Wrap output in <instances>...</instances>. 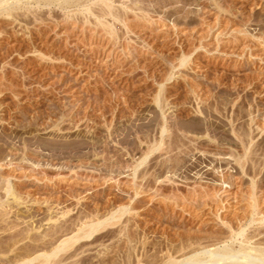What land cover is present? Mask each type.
I'll return each mask as SVG.
<instances>
[{"label":"rangeland","instance_id":"1","mask_svg":"<svg viewBox=\"0 0 264 264\" xmlns=\"http://www.w3.org/2000/svg\"><path fill=\"white\" fill-rule=\"evenodd\" d=\"M111 1L0 13V244L30 233L0 264L98 221L51 264L264 240L246 223L253 186L264 214V0Z\"/></svg>","mask_w":264,"mask_h":264},{"label":"bare ground","instance_id":"2","mask_svg":"<svg viewBox=\"0 0 264 264\" xmlns=\"http://www.w3.org/2000/svg\"><path fill=\"white\" fill-rule=\"evenodd\" d=\"M31 1V0H29ZM40 1V0H39ZM49 1L50 3L52 1H55V0H47ZM38 2V0H37ZM100 2L103 3V6L106 8V10L110 11L114 8V5H113V2L111 0H100ZM20 3V2H18ZM39 3V2H38ZM17 4V0H0V13L2 11V14L3 13H6V12H15L13 10H19V6L17 7L18 9H16L15 5ZM18 5V4H17ZM16 5V6H17ZM116 7V6H115ZM226 10V9H225ZM4 11V12H3ZM113 11V10H112ZM0 14V17L1 15ZM7 14V13H6ZM5 14V15H6ZM112 14V13H111ZM114 17V16H113ZM117 18V17H116ZM104 22V21H103ZM105 25V24H104ZM108 25V24H107ZM103 26V25H102ZM106 27V26H105ZM108 27V26H107ZM158 102V101H157ZM159 103V102H158ZM161 104V103H159ZM158 104V105H159ZM8 185V184H7ZM11 187L9 186V188L6 190L7 193H9L8 196H13V191H12V188L10 189ZM249 194H250V200H251V204H250V207L252 209V212H251V218L248 219V221H246L247 225H253V223L256 221V222H261V224L264 222V214L260 208V205L259 204V201H258V194L256 192V189L255 187L253 186L250 191H249ZM10 196V197H11ZM5 205V204H4ZM0 208H2L0 206ZM6 210V209H5ZM121 211V210H120ZM6 213V212H5ZM119 213V212H118ZM122 213V212H120ZM7 214V213H6ZM117 214L116 215H112V219L116 218ZM256 216H262L261 218H258L256 220ZM5 217V216H4ZM2 216H0L1 219L4 218ZM256 217V218H255ZM9 219V218H7ZM111 220V219H109ZM5 220H3L4 222ZM112 221V220H111ZM110 221V222H111ZM7 222V221H5ZM90 222V221H89ZM108 221H105V222H90V223H86L85 225L83 224L82 227H80L76 232L77 233H74V235H72L71 237H67L66 234L64 236H66V239H61L58 243V245H56V247L51 250V252H44V253H41L39 255H37V253H39L40 251L38 252H34L31 250V248L29 249V247L25 248L26 249V252L25 253H20L18 255V257L20 258L19 261H16L15 263L13 264H51V261L52 259H55L57 258L59 255L61 254H65L67 253L68 251H70L75 245H77L80 241L82 240H85V239H88V238H91L96 232H99L100 229H102L104 227L105 224H107ZM255 222V223H256ZM245 223V224H246ZM7 224V223H5ZM14 224V223H13ZM264 224V223H263ZM4 225V224H3ZM16 225V224H15ZM109 225V224H108ZM106 226V225H105ZM261 226V225H260ZM259 227V226H258ZM14 228V227H13ZM13 228H10L11 231ZM242 228V227H241ZM4 229V228H3ZM9 230V228L7 229ZM6 231V230H5ZM21 231V230H20ZM27 230L23 231V232H19L17 235H13L11 236L13 242L9 243V245H5V246H8V249H10V253H11V248L12 247H16L20 242H23V237H25V239H28L29 240V237L28 235V231H27V234H25ZM31 232V230H29ZM237 232V230H235ZM239 231V230H238ZM232 232L233 234H237L236 232H234L233 228H232ZM70 233V232H69ZM68 233V234H69ZM239 233V232H238ZM242 235L245 233V230H242ZM232 234V236H233ZM46 235V234H45ZM49 235V234H48ZM264 235V232L261 231V233H259V236H262L263 237ZM31 236V235H30ZM44 236V235H43ZM36 237V236H35ZM50 237V236H49ZM22 239V241H20V239ZM33 238V237H32ZM39 238V237H38ZM45 238V237H43ZM5 239V238H4ZM34 239V238H33ZM42 239V238H41ZM40 239V240H41ZM240 239V238H239ZM246 239V238H245ZM243 239L245 242L247 240ZM248 239V238H247ZM9 240V239H8ZM11 240V239H10ZM35 240V239H34ZM39 240V241H40ZM212 240V239H211ZM234 240V236L231 237L230 236V240H226V241H223V240H219L218 242V239L216 240L217 242H215V240L213 239V241H211L212 245L210 246H204L203 244L204 243H207L206 242H202V240H199V241H196L195 242V245L192 243L191 245L187 246V248H185V251L187 250H190L191 251V254L188 256V254L186 255V258L184 257L183 260L179 261V260H175L176 264H264V240H262L263 242H256L255 246L254 247H246L248 246L247 244L244 245L243 243L241 244V247L238 250H236V248H234V245L236 244ZM238 240V239H237ZM254 240V239H252ZM2 241V240H1ZM49 241V240H48ZM220 241H223V242H220ZM35 242V241H34ZM231 242V243H230ZM241 242V241H240ZM243 242V241H242ZM250 242V241H249ZM28 243V242H27ZM208 243H210L208 241ZM214 243V244H213ZM248 243V242H247ZM4 244V243H3ZM46 244V243H44ZM50 244V243H48ZM207 245V244H205ZM4 245L0 244V253H4V250H5V247ZM20 246V245H19ZM39 246V245H38ZM41 246V245H40ZM39 246V247H40ZM46 246V245H45ZM51 246H54V245H51ZM251 246V245H249ZM5 247V248H4ZM18 247V246H17ZM37 247V246H36ZM42 247V246H41ZM38 248V247H37ZM43 248V247H42ZM7 249V248H6ZM187 249V250H186ZM16 250V249H15ZM15 250H14V253H15ZM38 250V249H37ZM48 250V249H47ZM50 250V249H49ZM17 251V250H16ZM19 251V250H18ZM42 251V250H41ZM46 251V250H45ZM184 251V250H183ZM185 251H184V254H185ZM6 253V251H5ZM17 254V253H16ZM14 254V255H16ZM63 254V255H64ZM3 255V254H2ZM5 255V254H4ZM37 255V256H36ZM188 256V257H187ZM59 258V257H58ZM7 263V262H6ZM53 263V262H52Z\"/></svg>","mask_w":264,"mask_h":264}]
</instances>
